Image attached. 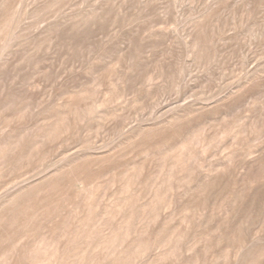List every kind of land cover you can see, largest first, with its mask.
I'll list each match as a JSON object with an SVG mask.
<instances>
[{
    "label": "rangeland",
    "instance_id": "obj_1",
    "mask_svg": "<svg viewBox=\"0 0 264 264\" xmlns=\"http://www.w3.org/2000/svg\"><path fill=\"white\" fill-rule=\"evenodd\" d=\"M0 264H264V0H0Z\"/></svg>",
    "mask_w": 264,
    "mask_h": 264
}]
</instances>
